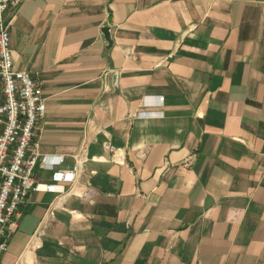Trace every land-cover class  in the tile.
I'll return each instance as SVG.
<instances>
[{
    "label": "crops",
    "instance_id": "crops-1",
    "mask_svg": "<svg viewBox=\"0 0 264 264\" xmlns=\"http://www.w3.org/2000/svg\"><path fill=\"white\" fill-rule=\"evenodd\" d=\"M5 18L45 97L34 177L64 189L29 193L0 264H264V0H21ZM83 145L69 193L52 174Z\"/></svg>",
    "mask_w": 264,
    "mask_h": 264
},
{
    "label": "built area",
    "instance_id": "built-area-1",
    "mask_svg": "<svg viewBox=\"0 0 264 264\" xmlns=\"http://www.w3.org/2000/svg\"><path fill=\"white\" fill-rule=\"evenodd\" d=\"M20 4L21 0H0V257L10 235L18 227L17 209L29 193L64 189L58 183H38L34 177L39 161L46 166V157L39 152L42 132L39 121L44 117L46 103L40 83L31 78L29 71L14 67L9 46L10 21L6 20L5 12L10 7L17 11ZM109 149L113 148L109 146ZM73 158L70 169H57L52 174L55 182L69 183V193L73 192L76 178L88 160L86 146L83 145ZM62 161V155H56L48 167L53 169ZM184 164L187 166L189 162Z\"/></svg>",
    "mask_w": 264,
    "mask_h": 264
},
{
    "label": "water",
    "instance_id": "water-1",
    "mask_svg": "<svg viewBox=\"0 0 264 264\" xmlns=\"http://www.w3.org/2000/svg\"><path fill=\"white\" fill-rule=\"evenodd\" d=\"M109 30H110V28L108 26H104L101 29V31H102V33L104 35V38H105V40L107 42V45L111 46L112 45V39H111V35H110V31Z\"/></svg>",
    "mask_w": 264,
    "mask_h": 264
}]
</instances>
